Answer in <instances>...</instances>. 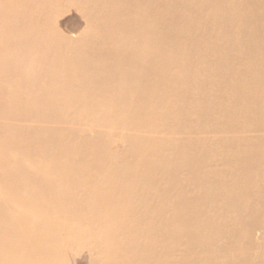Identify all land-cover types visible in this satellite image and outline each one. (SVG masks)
<instances>
[{
	"label": "rangeland",
	"instance_id": "rangeland-1",
	"mask_svg": "<svg viewBox=\"0 0 264 264\" xmlns=\"http://www.w3.org/2000/svg\"><path fill=\"white\" fill-rule=\"evenodd\" d=\"M123 1L125 5L128 2ZM257 1L238 0L236 4L231 3L232 6L229 3L224 6L215 0H196L197 4L200 3L199 18L206 23L204 30L212 33L208 35L213 39L211 42L200 34L191 35L189 30L194 27L193 22L185 23L179 34L175 31L177 37L175 35L173 39L170 35L175 32L170 26L172 21L178 20L174 17L171 20L168 15V18L159 17L158 21L163 20L166 27L161 30L160 25L155 37L163 44V49L172 48L173 55L181 56V60L175 66L170 63V66L163 64L159 67L153 87L149 86V95L134 102L132 112L130 110L122 116L115 113L114 106L96 112L100 109L98 104L73 105L56 99V93L65 91L66 94V90L64 83H59L50 74L54 71V62L51 60L53 67L50 68L40 60V56L47 52L46 43L49 42L44 38L41 22L47 18L46 22L54 31L76 41L87 31L88 21L73 8L74 4L65 3V0H22L21 4L11 6L10 0H0L8 10L0 11V50H7L0 62V201L7 203L8 207L19 206L12 200L11 191L8 192V183L20 182L24 178L31 180V173L37 169L38 176L33 177L64 184V187L60 186L65 188L64 202L69 210H73L75 204L82 202L80 192L72 189L74 182L88 184L86 179L94 176L109 178V171H114V166L126 164L138 170L131 174L138 184L155 180L164 197L163 188L169 187L166 191L170 207L168 216L178 215L174 237L180 235L179 226L186 224L188 219L191 223H205L198 228L192 224L189 233H182L190 238L191 253L199 257L200 264H210L212 259L211 264H264V81L261 83L257 76H250L255 68L264 66V3ZM201 2L205 5L201 6ZM19 10L33 24L37 20L40 22L35 33L29 31L28 40L23 41L26 43L15 45L13 52L12 42L18 36L22 37L14 31V22H11ZM215 12L227 14L221 40L216 37L217 28L208 23ZM4 18L10 21L5 23ZM230 26L238 27L235 37L229 32ZM216 42H225L227 48L218 52L213 50L218 45ZM20 49H25L26 54ZM224 57L228 64H216L217 59ZM169 74L174 76L168 81ZM73 79L77 82L76 78ZM23 99H27L25 104ZM122 152L124 154L120 157ZM148 154L152 155L149 163L142 167L133 163L144 160ZM98 161L112 168L108 171L99 169L96 166ZM159 165L165 167L159 169ZM18 168L24 173L13 176L12 171ZM81 177L84 181H72ZM177 195H190L196 204H192L193 208L191 204L184 206ZM24 196L28 198L27 194ZM55 197H58L55 192L38 196L44 207L35 210L34 213L38 211L35 216H45L55 226H46L54 238L37 242L39 246L42 243L50 255H39L33 261L36 264H90V256L97 255L92 250L101 241L110 243L112 237L109 234L101 237L100 227L94 229L85 220L70 226L65 211L57 209L59 206L56 205L53 211L46 208L49 202L55 203ZM122 198V210L136 208L134 196L123 195ZM86 208L81 206V209ZM122 210L117 218L131 220V215L126 212L123 216ZM5 213L9 214V211ZM136 223L145 226L141 219L140 222L132 220V224ZM130 230L135 231L134 228ZM41 233L45 238L44 229ZM146 240L149 248L159 249L154 239ZM176 244L175 252H180V242ZM21 256L19 254L17 258ZM109 258L117 263L141 262L132 253L124 256L121 247L112 252L109 250ZM2 260L4 264L12 263V257L3 255Z\"/></svg>",
	"mask_w": 264,
	"mask_h": 264
},
{
	"label": "bare ground",
	"instance_id": "bare-ground-1",
	"mask_svg": "<svg viewBox=\"0 0 264 264\" xmlns=\"http://www.w3.org/2000/svg\"><path fill=\"white\" fill-rule=\"evenodd\" d=\"M127 1L128 2L125 5V1L123 0H65V3L74 4L73 8L78 9L88 21V28H86L87 31L76 41L73 40L74 42L72 40H69L68 38L63 37L57 30L54 31L51 24H48L46 22L47 18H45L44 21L41 22V26L43 27L42 29L44 30L45 34L44 38L48 39L49 42L46 43L47 52L40 56V60L45 62L50 68L53 67L51 60L54 62V71H51L50 74L58 79L59 83H64L63 88L66 90V94L65 91L56 93V99L64 100L66 102L69 101L73 105H78L81 103H85L86 106L87 103H89V105L98 104L100 109H96V112H102L106 108L112 106H114L112 108L114 109L116 114L120 113V115H127L130 110L132 112V104L134 102H137L140 98H144L149 95V86L153 87V81L156 80L155 77L157 76L155 75L159 71V67H162L163 64L165 66H170V63L175 66L181 60V56H178L177 58V56L173 55L175 51H172V48L168 50L163 49V44H161L159 39L155 37L157 28L160 25H162L161 30L166 27V25H164L163 23V20H161L162 22L160 20L158 21L159 17L168 18V16H170L171 20H173V17L176 18L178 21H172V25L170 27L173 28L174 32L177 31V34H179L178 31H182V28H184L183 25L185 23L193 22L194 27L189 30L191 35L200 34L209 41L213 40L208 36L212 35V33H206V31L204 30L206 23L205 21H203L202 17L199 18L201 16L198 13V6L200 3L197 4L196 0ZM215 1L216 3L218 2L220 5L223 4L224 6L225 3H229L228 5L232 6L231 3L238 2V0ZM257 2L264 3V0H258ZM21 3L22 0H10L11 6H15ZM4 5L5 3L0 4V11L4 10L8 12V10H6L7 7ZM203 5L205 4L202 3L201 6ZM30 8L32 12L33 8L31 6ZM170 10L172 12H170ZM219 10L225 12L223 8H219ZM110 11H112L113 13ZM222 12H215L211 15L208 21L211 26L217 28V30L215 31L216 37L220 40L224 37L223 33L221 32L226 22L227 16V14H224ZM15 13L16 14L12 17L14 21L11 20V22H14V31H16V33L22 34V37L18 36V38L14 39V42H12L13 52L16 49L15 45L26 43L23 41L28 40L29 31L30 33H35V31L37 30L36 26L40 22L39 20H37L33 24V21L27 20V18H25L20 13V10L19 12ZM3 20H5V18ZM6 20L4 21L5 23H8L10 21L9 19ZM232 22H234V20ZM166 24L168 26L170 22L168 21ZM237 28L238 27L236 26L235 28L231 26L229 27L230 34H233L232 37L236 36L238 30ZM159 33L161 34V31H159ZM175 35L176 32L175 34L170 36H173L174 39ZM227 39L232 41V39L230 38ZM226 46L227 45L225 42H219L218 45L214 46L213 50H217L218 52L220 51V49H226ZM20 50L26 54L25 49ZM5 51L7 50H0V62H2V60L4 59ZM229 51H231V49ZM227 61L228 60H226L224 57L222 58V60L217 59L216 64H226ZM236 63L237 62H235V64ZM213 66L215 67V65ZM63 71L64 75H62ZM252 75L257 76L259 81L263 83L264 66L262 68H255L250 75L251 78H253ZM172 76L174 75L169 74L167 80H171ZM246 77L248 76L246 75ZM73 78H76L77 82H74L75 80ZM56 85L60 87L58 83H56ZM165 94L170 93L166 92ZM241 97L245 98L242 95ZM25 100L22 102L23 104L26 103ZM35 106L36 105H34V107ZM69 106H71V104ZM66 108H68V105ZM62 109H64V107ZM51 110L53 109L51 108ZM77 114L76 117H78ZM80 119L84 118L81 117ZM72 120H74V118ZM57 135L58 134H56V136ZM60 138H58V140ZM245 153L247 152L245 151ZM123 154L124 153L122 152L119 156L122 157ZM146 156L143 158L144 160L134 161L133 163H135V165L137 166L142 167V165L149 163V159L152 158L151 154H148ZM172 163L174 166L175 161L172 160ZM120 164L114 166V171H109V178H106L105 176H102L101 178L94 176L92 178L86 179V182L88 184L79 183L78 181L74 182V186H72V189L73 191L80 192L83 203L81 202L75 204L73 206V210H69L67 203L64 202V196L66 195L65 188H60V186L64 187V184H54L53 182H49L52 181L49 178H43L41 180L33 177L35 174H37L38 176L37 169L36 171L31 173V180H29V178H24L20 182L11 181L12 184L8 183V192L10 193L11 191V197L13 198L12 200H14L15 203H17L19 206L13 205L14 207H8L6 206L7 203L0 201V264H4L5 262L4 260H2L3 255L12 257L11 264H36V262L33 260L39 255H50L49 251H47V248L43 246L42 243L40 244V246L37 245V242H42L41 240H47L48 237L54 238V235L46 229V226L54 227L55 225L50 223V221L45 216L41 217L38 215L36 217L35 214L38 213V211L35 213L34 211L40 210V208L42 209L44 207L43 204H41L38 196L41 194L46 195L53 192H55L58 197H55L57 198L55 203L49 202L46 206L49 211H53L57 208V206H59L57 209H62L65 211L63 212L68 222L70 223V226L73 227L74 225H79L80 222L85 220L91 226H93L94 229H96V227H100L99 233L101 237L106 234H109V236L112 237L110 243L109 241L107 243L101 241L98 243L97 248L92 250L97 255L93 258L89 254L90 264H200L201 261L199 260V257L193 256V253H191V248L189 247V244L191 242L190 238L184 236L182 233L183 231L185 233H189L192 224L196 226V228H198L203 227L205 223L204 225L202 223H199L198 221L191 223L188 219L187 221H185L186 224H180V235L174 237V234L178 229V225L176 224L178 215L172 217L168 216V213H170V207L168 204L169 196L167 195L166 191H169V187L163 186V192L165 194L164 197L162 195V190L159 189V186L154 183L155 180H148L147 182L138 184V180L134 179L133 176H131L132 171L138 170L133 169L126 164ZM159 164L166 163L159 162ZM96 166L99 169H106V171L112 168L110 167V165L107 166L100 161L96 163ZM164 167V165H159V169H163ZM61 171L67 172V170L65 169H61ZM12 172L14 173L13 176H16V174L24 173V170L18 168L13 170ZM42 172H44V170ZM76 173L78 175L80 174V172ZM110 177L116 178L111 179ZM76 179L84 181L82 177L74 178L72 181H75ZM199 179L201 178L199 177ZM24 194H27L28 198H26ZM199 194L200 192H198L197 195ZM123 195L135 197L134 201L137 203L135 209L126 208V210H122L123 204L120 203V200L123 199ZM91 196L97 199L91 200L89 198ZM177 196L180 197L184 206L191 204L190 206L192 207V204H196L192 202L190 195L186 197H182L180 195ZM173 199L175 198H172L171 200ZM81 206H85L87 208L81 209ZM6 209L7 211H9V214L5 213L7 212ZM120 210L123 211V216L126 215V212L128 215H131V220L118 219L117 215H119L118 212ZM7 216H9L10 218H6ZM180 217L182 219V213H180ZM133 219H137L139 222L141 219L145 226L140 225V223L132 224ZM6 223L10 226H7ZM175 226H177L176 230ZM131 228H134V233L131 232ZM42 229H44L46 232L45 238L41 233ZM143 236L145 237V239H143ZM148 238L155 240V244L159 248L158 250H156L155 248H149L148 241L146 240ZM257 240L259 241V239ZM56 241L59 242L58 239ZM177 242H180V252H175L177 249ZM57 244L59 248H61L59 243ZM119 247L123 248L124 256L125 253H132L133 257L136 256L139 260H141V262L132 260L131 262L126 261L127 263H117L114 259L109 258V250L112 252V250ZM174 252L175 254L171 255ZM19 254H22V256L20 258H17ZM127 255L128 254H126V256ZM161 256L163 257V259L160 258ZM143 259L145 260L142 261ZM205 259L208 258L206 257ZM205 259L203 260L205 261ZM212 261L210 262L212 263Z\"/></svg>",
	"mask_w": 264,
	"mask_h": 264
}]
</instances>
